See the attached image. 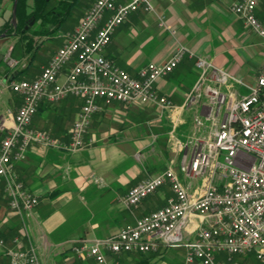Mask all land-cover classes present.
I'll return each mask as SVG.
<instances>
[{
  "label": "built area",
  "instance_id": "1",
  "mask_svg": "<svg viewBox=\"0 0 264 264\" xmlns=\"http://www.w3.org/2000/svg\"><path fill=\"white\" fill-rule=\"evenodd\" d=\"M262 2L238 0L231 10L264 43V24L255 15ZM139 10L153 12V0H92L40 73L10 83L22 102L13 114L12 126L0 121V182L8 205L22 217L38 204L37 196L13 172L31 144L79 151L92 115L100 110L99 99L106 104L146 101L160 111L171 108V101L157 91L155 83L187 57L193 60L197 77L182 107L202 105L208 110L195 119L198 129L189 140L191 152L184 155L180 171L204 179L202 191L190 194L172 167L150 175L130 187L121 203L131 208L168 185L172 195L164 206L108 236L80 238L71 250L80 260L119 264L111 257L156 252L161 244L182 245L183 264H241L235 256L249 253L264 263V60L255 84L239 97L222 90L230 82L243 86L239 78L182 44L166 61H150L131 75L108 60L103 51L114 30ZM5 61L10 67L17 64L8 56ZM68 96L82 100L69 141L30 126L41 102L54 103ZM206 122L208 129L204 128ZM191 214L203 217L207 224L198 227L194 239L183 241L182 229ZM8 257L10 264H43L31 244L9 249Z\"/></svg>",
  "mask_w": 264,
  "mask_h": 264
},
{
  "label": "crops",
  "instance_id": "2",
  "mask_svg": "<svg viewBox=\"0 0 264 264\" xmlns=\"http://www.w3.org/2000/svg\"><path fill=\"white\" fill-rule=\"evenodd\" d=\"M14 1L0 0V29L12 16ZM236 1L238 0H153L156 13L161 15L167 27L174 31L171 40L163 47L159 40L163 38L158 30L159 23L149 12L139 10L130 14L115 29L103 54L108 60L134 75L138 68L150 61L156 63L166 61L177 42L206 56L216 52L212 39L223 31L236 44H245L250 49L247 51L248 62L251 57L256 59L250 62L244 72L235 73L218 63L215 64L212 58L208 56L207 58L215 66L239 77L243 83L242 86L230 82L227 87H222L223 91L232 92L237 97L245 95L248 93L247 86L255 84L261 71L264 43L254 32H247L231 11V5ZM90 2L84 7L83 12L88 9ZM255 15L264 24V2L259 3ZM75 26L72 27V31ZM64 42L63 38L56 50ZM3 71L4 65L0 62V85L5 80L6 73L3 74ZM196 76L193 60L186 57L169 75L155 83L157 91L172 103L171 108L162 111V115L165 114L162 121L166 120L171 128L169 132L176 134L171 139L173 151L169 155L172 157L168 166L175 170L187 191L193 195L202 191L205 181L201 177L184 176L180 171V163L184 155L187 157L190 155L189 140L198 129L195 119L208 110L202 105L182 107ZM1 92L0 90V98ZM98 103L100 110L92 115L87 132L89 134L85 136L86 147L76 152H68L32 145L25 159L15 163L13 169L15 175L27 190L42 199L36 210L23 214L20 218V215L8 207L0 184V264H10L9 249L27 247L29 244L35 247L43 264H71L74 260L71 247L78 239L110 235L125 225L133 224L142 215L164 206L172 195L169 186L165 185L156 192L154 198L144 199L140 204L133 206L135 209L122 205L121 198L127 190L142 180L139 176L140 168L132 161L130 151L133 143L137 146L142 143L141 130L135 124L134 118L137 117L139 122L146 113L142 112V105L135 102L112 101L106 104L99 99ZM1 104L0 119H6L5 126L10 127L13 124L12 117L6 115L4 110L7 111L10 106L16 107L19 103L15 102V105L3 100ZM81 104L82 100L74 96L64 98L58 103H42L32 120V127L35 118L36 124L37 120L45 122L52 119L53 127L50 129L52 136L67 142ZM154 111L156 112L155 108L152 112ZM208 127L209 123L206 122L204 128ZM132 128H137L138 132L129 138L126 134ZM121 141L132 145L131 148H125V154L122 153L121 158L113 161L95 158L97 150H117L116 145ZM148 170H154V166L149 165ZM55 191L57 194H53ZM160 202H163V205L157 207ZM206 224L203 217L191 214L182 229L183 241L194 239L198 227ZM15 238L20 240L17 245L14 242ZM184 252L182 245L161 244L158 251L150 252L152 256L148 257L147 263L183 264ZM147 263L131 260L129 256L122 262V264Z\"/></svg>",
  "mask_w": 264,
  "mask_h": 264
},
{
  "label": "rangeland",
  "instance_id": "3",
  "mask_svg": "<svg viewBox=\"0 0 264 264\" xmlns=\"http://www.w3.org/2000/svg\"><path fill=\"white\" fill-rule=\"evenodd\" d=\"M58 1L59 0H51L50 6L57 5ZM89 1H91L90 3H92V0H76V2L73 4L72 8L70 9L71 11L69 12L68 16L65 18V21L62 22L61 25L59 26V29L54 30L53 32L48 34L47 37L44 35L36 36L35 42H38V45L33 49L31 55L30 54L22 55L20 48L18 47L17 44H15L16 38L13 35H8V36H4V34L0 35V58L2 59L1 63L4 65L3 74L6 73L5 77H4L5 80L0 85V90L2 91L1 92L2 96L0 98V107L2 105L1 101H3V100L8 101V103H14V104H15V102L19 103L16 107L10 106V108L7 109V111L3 109L4 113H6V115L9 114L12 117V120H13V114L16 111L17 107L21 104L22 99H21L20 95H18L17 93H15L14 91L11 90L10 83L14 80L33 79L40 73L42 67L44 66V63L49 58V56H51V54L56 50V48L59 46L61 40L63 38L66 39V35L68 33L72 32V30H71L72 27L75 26L77 24V22H79L80 19L83 17L84 13L87 11L86 10L85 12H83L84 11L83 9L89 3ZM31 3H32V1L30 0V4ZM65 4H64V6H65ZM64 9H65V7L59 8V10H64ZM149 14L156 20L157 23H159L158 30L161 32L160 36L163 37L161 39L159 38V40L163 43V47H164V45L168 41L171 40V37L174 35V31H172L169 27H167L166 23H164L163 17L161 15H158L156 13L155 9L153 12H150ZM11 17L9 18L10 20H11ZM236 17H237V19L240 20L242 25H244L247 32H253L252 29L250 27H248L242 21L241 18H239L237 15H236ZM50 27H51V29L53 28V26H50ZM220 33H221L220 35H218L217 37H214L212 39L213 47L215 48V50H217L216 52H218V53L212 52L207 56L209 58H212L214 60L215 64L218 63L223 68L231 70L232 72H235V73L244 72V70L248 67V65L251 64L250 62H253V59H256V58L251 57L249 60L250 62H248V56H249L248 52L250 49L248 47H246L245 44L244 45L236 44L235 41L233 39L229 38V36L227 34L223 33V31H221ZM178 44L184 45L181 42H177L176 46ZM13 45H15V49L13 51V55H11L10 51H11V48ZM175 47H174V49H175ZM185 47L190 49L187 46H185ZM190 50L193 51L192 49H190ZM193 52H195V51H193ZM197 54L206 56L205 54H200V53H197ZM6 56L17 60L16 66L10 67L5 61ZM28 63H30L29 67H27ZM26 67H27V69L25 72L22 73V75L19 74V76L17 78L11 77L14 73L21 72V70L25 69ZM237 78H239V77H237ZM233 84H235V82H233ZM68 97H70V96H68ZM62 100H60V101H62ZM60 101H58V102H60ZM58 102H54V103H58ZM133 102H135L137 105L141 104L142 105V112L146 113V116L141 118L139 122H137L139 120L137 117L134 118L135 124L138 125L140 130H141L140 134H141V138H142V143H139L138 146L135 145V143H133V148L130 151L131 155H132V157H131L132 161L135 164H137L140 168L139 176L142 179H144V178L150 176L151 174L152 175L154 173L156 174V172L157 173H158V171L161 172V171H163L169 167L168 166L169 159H170V157H172L169 155H171V153L173 151V149H172L173 148V140H171V139L173 137H175L176 134L169 132L171 129L170 125L168 123H166V120H165V122L162 121L163 115H165V114L162 115V111L158 110V108L156 106H154L151 103H148L146 101H142V102L141 101H133ZM42 103H45V102L43 101L40 104H42ZM47 103H49V102H47ZM40 104L38 105V107L40 106ZM147 105H151V106H147ZM38 107H37V109H38ZM153 107L156 109V112L155 111L152 112L154 110ZM36 112H37V110H36ZM34 116H36V115H34ZM34 116H33V118H34ZM33 118H32V120H34ZM1 120L4 122L6 119L2 118V119H0V121ZM35 121H36V118H35ZM35 121L33 122V127H32V121H31L30 126L33 129L43 131V132L49 134L50 136L53 135L52 131L50 130L53 127L51 124L52 119H47V121H45V122H43V120H37V124L35 123ZM4 125H5V122H4ZM136 132H138L137 128H132V129H130L129 133L126 134V136L129 138L130 137L132 138L134 136V134H136ZM0 139H1V133H0ZM32 145H38V146H41L44 148H53V147H45L43 145L33 143L28 147V149ZM86 145H87V142H86V138H85L84 147H86ZM92 145H94V143H92ZM116 146L118 147L117 150L115 149L116 151L115 150H105V151L97 150V153L95 154V158L101 159L102 161L105 158H106V160L109 159L111 161L117 160L118 158H121L122 153L125 154V148H128V147L131 148L132 147L131 144H126L122 141L119 144H117ZM28 149H27V151H28ZM54 149H56V148H54ZM58 150H64V149H58ZM64 151H66V150H64ZM126 152H129V151L126 150ZM112 156H115V158H113ZM134 157H136V158H134ZM23 160H21V161H23ZM21 161H18V162H21ZM127 161H129V158H127ZM149 165H153L154 170H148ZM13 169H14V167H13ZM96 180H99V179L97 178ZM0 184H2V194L6 198V195L4 192V185L2 182H0ZM155 196H156V193L150 195L145 200H149L150 198H152V197L154 198ZM37 198H38V204L36 205V207L38 208L40 206V204L42 203V199L40 197H37ZM6 201H7V198H6ZM7 204H8V202H7ZM162 205H163V202H160L157 205V207H160ZM8 207H9V205H8ZM36 207L33 210H36ZM132 208L135 209L136 207H132ZM133 209H131V211ZM26 214H28V213H24V215H26ZM19 241H20L19 238L14 239V242L16 245L19 243ZM15 248H17V247H15ZM22 248H25V247H22ZM150 254H152V253H145L143 255L137 254V253H129L125 257L129 256V258L131 260H133V259L134 260H138V259L147 260L149 256L150 257L152 256ZM125 257L118 255V256H113L111 258L114 261L118 262L119 264H122L123 259H125ZM235 258L241 264H264V263L260 262L255 257V255L253 253H249L246 255H237V256H235Z\"/></svg>",
  "mask_w": 264,
  "mask_h": 264
},
{
  "label": "trees",
  "instance_id": "4",
  "mask_svg": "<svg viewBox=\"0 0 264 264\" xmlns=\"http://www.w3.org/2000/svg\"><path fill=\"white\" fill-rule=\"evenodd\" d=\"M17 0L16 4V24L13 25L11 20L8 19L3 27L0 29V35L4 33V36L13 35L16 38V43L21 50L22 55L32 54L33 49L38 45V42H35V37L38 35L48 36L51 32L56 29H59V26L62 22L65 21V18L68 16L70 9L76 0H59L57 5L50 6L51 0ZM66 3V4H65ZM65 4V6H64ZM91 5V3H90ZM89 5V6H90ZM65 7L64 10H59V8ZM58 9V10H57ZM50 26H53L51 29ZM57 26V27H56ZM15 45L12 46L10 54L13 55ZM2 59L0 58V62ZM30 66L28 63L27 67ZM27 67L21 72L14 73L11 77L17 78L26 71ZM57 194V192H53ZM52 194V196H53ZM133 253V252H131ZM129 253L119 254L121 256H126ZM145 254V253H137ZM74 260L71 264H94L88 260H80L76 258L73 254ZM118 256V255H117ZM126 258V257H125ZM134 260V259H133ZM137 262H146L147 260H136ZM148 264V263H147Z\"/></svg>",
  "mask_w": 264,
  "mask_h": 264
},
{
  "label": "water",
  "instance_id": "5",
  "mask_svg": "<svg viewBox=\"0 0 264 264\" xmlns=\"http://www.w3.org/2000/svg\"><path fill=\"white\" fill-rule=\"evenodd\" d=\"M16 4H17V0L14 1L13 8H12L11 22L13 25L16 24Z\"/></svg>",
  "mask_w": 264,
  "mask_h": 264
}]
</instances>
